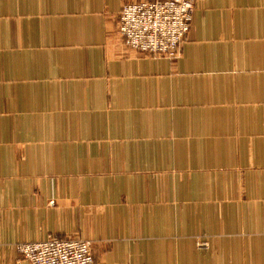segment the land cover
Instances as JSON below:
<instances>
[{
    "label": "crops",
    "instance_id": "obj_1",
    "mask_svg": "<svg viewBox=\"0 0 264 264\" xmlns=\"http://www.w3.org/2000/svg\"><path fill=\"white\" fill-rule=\"evenodd\" d=\"M130 1L0 0V264H264V0H199L174 61L126 47Z\"/></svg>",
    "mask_w": 264,
    "mask_h": 264
},
{
    "label": "built area",
    "instance_id": "obj_2",
    "mask_svg": "<svg viewBox=\"0 0 264 264\" xmlns=\"http://www.w3.org/2000/svg\"><path fill=\"white\" fill-rule=\"evenodd\" d=\"M199 0H135L119 12V32L126 47L174 61L190 32ZM206 243L200 242L199 246ZM29 264H96L92 242L76 236L17 243Z\"/></svg>",
    "mask_w": 264,
    "mask_h": 264
},
{
    "label": "rangeland",
    "instance_id": "obj_3",
    "mask_svg": "<svg viewBox=\"0 0 264 264\" xmlns=\"http://www.w3.org/2000/svg\"><path fill=\"white\" fill-rule=\"evenodd\" d=\"M76 237H77V236H76ZM203 243H206V242H205V241H203V242H202V244H203ZM198 245H199V243H198Z\"/></svg>",
    "mask_w": 264,
    "mask_h": 264
}]
</instances>
